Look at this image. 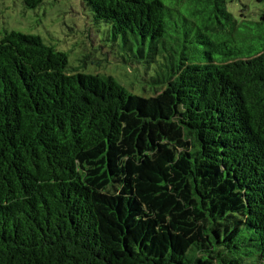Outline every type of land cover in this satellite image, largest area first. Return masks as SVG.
<instances>
[{"label":"trees","instance_id":"trees-1","mask_svg":"<svg viewBox=\"0 0 264 264\" xmlns=\"http://www.w3.org/2000/svg\"><path fill=\"white\" fill-rule=\"evenodd\" d=\"M83 1L150 86L0 35V264H264V10Z\"/></svg>","mask_w":264,"mask_h":264},{"label":"rangeland","instance_id":"rangeland-1","mask_svg":"<svg viewBox=\"0 0 264 264\" xmlns=\"http://www.w3.org/2000/svg\"><path fill=\"white\" fill-rule=\"evenodd\" d=\"M227 9L239 21L257 20L264 10V0H227ZM178 13L192 20L189 27L212 18L211 4L183 0L176 4ZM185 17L178 18L179 25ZM110 26L96 22L92 10L83 0H41L32 6L26 0H0V35L7 31L35 34L68 56L69 66L86 73L114 76L133 92L146 95L149 87L146 62L132 58L116 47ZM151 94V93H148Z\"/></svg>","mask_w":264,"mask_h":264}]
</instances>
